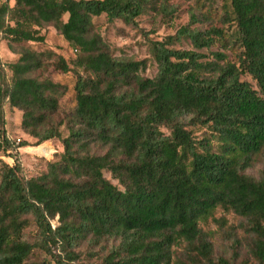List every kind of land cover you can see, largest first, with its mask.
Instances as JSON below:
<instances>
[{
    "label": "trees",
    "instance_id": "16d2710c",
    "mask_svg": "<svg viewBox=\"0 0 264 264\" xmlns=\"http://www.w3.org/2000/svg\"><path fill=\"white\" fill-rule=\"evenodd\" d=\"M148 2L0 0V36L41 41L39 28L50 23L78 51L75 64L85 71L75 78L58 158L24 177L17 157L24 141L2 127V103L21 109L20 126L37 144L59 136L48 114L61 83L25 74L39 64L36 51L24 49L9 63L6 84L0 62V150L13 160L0 173V264H74L82 239L93 246L108 237L116 242L87 264H235L242 245L247 257L236 264H264V163L256 178L243 171L264 156V0H228L234 57L209 49L225 41L223 28L183 24L149 41L151 76L141 73L144 58L112 55L90 31L91 16L134 23ZM183 38L190 47L173 45ZM191 124L206 125L209 134L195 137ZM217 208L240 218L226 227L229 256L214 253L211 231L203 228L223 225ZM27 216L37 228L33 241L22 237ZM34 246L50 259L27 260Z\"/></svg>",
    "mask_w": 264,
    "mask_h": 264
},
{
    "label": "rangeland",
    "instance_id": "374dc122",
    "mask_svg": "<svg viewBox=\"0 0 264 264\" xmlns=\"http://www.w3.org/2000/svg\"><path fill=\"white\" fill-rule=\"evenodd\" d=\"M13 3V0H9ZM228 0H150L144 9L135 17L134 23H125L119 18L108 19L105 13L91 16L90 31L97 33L105 43L108 51L115 56L145 59V67L141 73L147 76L155 72V62L149 50V41L152 39H162L166 34L173 33L180 25L188 24L206 28L209 26L221 27L226 34L225 41L215 42L209 49H221L228 57H234L239 47L231 38L234 32V23L225 19ZM63 19L66 14H63ZM43 35L41 41L33 40H10L6 36H0V62L5 65L3 84L11 80V72L8 68L10 62L18 59L24 49H30L38 52V66L26 72V75L33 76L39 80L50 79L61 83L55 92L57 106L53 112H50L48 118L57 124L59 136H54L42 142L35 144L36 137L29 134L20 126L21 109L11 106L7 101L2 103L3 125L10 137L17 140L20 138L24 144L18 147V173L24 177L37 175L45 171L48 161L57 159L62 150L61 138L68 133L66 121L75 107L74 82L77 73L85 71L75 64L78 51L75 50L62 37L58 30L50 23H43L39 28ZM175 47L188 48L190 44L187 39H181L174 42ZM207 52L208 49L201 48ZM59 57L67 63L68 68L62 70ZM240 77L247 80L253 87L255 81L247 73H241ZM164 132L168 129L160 127ZM192 135L200 138L209 134V128L203 124L187 125ZM42 143V144H40ZM212 149H216V142L211 140ZM40 144V145H38ZM38 145V146H36ZM100 151V147H96ZM12 158L0 150V173L4 163H12ZM264 163V156L254 157L243 171L253 177L260 175V169ZM105 177L112 183L116 180L110 176L108 170H103ZM118 185V184H117ZM215 216L224 217L223 225L219 226L215 221H209L203 225L204 229L211 231L210 239L212 241L215 254L229 256L231 253L230 239L226 227L229 224H236L240 219L231 211H223L219 208L215 210ZM28 217V223L22 229V237L29 241L37 238V228ZM54 216L51 222L55 223ZM237 234H240L238 227L235 228ZM116 242L113 237L102 239L98 244L91 246L86 239H82L75 249L79 251L77 260L74 264H87L89 261L98 260L106 248ZM182 247V243L176 245V251ZM247 257L245 246H239L235 264L242 258ZM48 261L50 255L42 248L34 246L29 253L27 260ZM51 263V260H50ZM249 264H255L249 259Z\"/></svg>",
    "mask_w": 264,
    "mask_h": 264
},
{
    "label": "built area",
    "instance_id": "2783aa9c",
    "mask_svg": "<svg viewBox=\"0 0 264 264\" xmlns=\"http://www.w3.org/2000/svg\"><path fill=\"white\" fill-rule=\"evenodd\" d=\"M18 140V139H17Z\"/></svg>",
    "mask_w": 264,
    "mask_h": 264
}]
</instances>
